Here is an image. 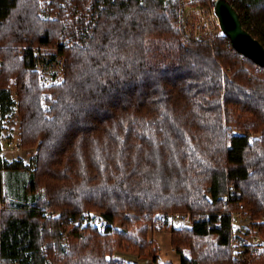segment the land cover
<instances>
[{"label": "trees", "instance_id": "obj_1", "mask_svg": "<svg viewBox=\"0 0 264 264\" xmlns=\"http://www.w3.org/2000/svg\"><path fill=\"white\" fill-rule=\"evenodd\" d=\"M228 1L264 46V0ZM180 3L0 0V126L17 114L35 149L29 173L5 168L21 192L2 194L0 264H172L164 231L181 264H264L231 224L240 211L264 239V67L223 34L186 38ZM56 44L46 85L33 50Z\"/></svg>", "mask_w": 264, "mask_h": 264}, {"label": "rangeland", "instance_id": "obj_2", "mask_svg": "<svg viewBox=\"0 0 264 264\" xmlns=\"http://www.w3.org/2000/svg\"><path fill=\"white\" fill-rule=\"evenodd\" d=\"M56 49H57V44L49 45L46 46L45 52L54 53L56 52ZM61 61L62 60L59 57H57L55 62L49 64L47 68L42 70V73H38V75L41 76L42 82L44 84L46 85L50 84L52 81L59 82L62 79ZM12 90L14 91V88H12ZM19 122L20 119L17 116V114H12L8 118L7 122L3 124V127L1 128V136H0V141H2L0 142V157L2 159L3 168H4L1 174V178L3 181L2 194L5 197L6 192L9 193L11 200L16 202L20 200V192H21V187H20L21 184L19 182V178L21 177V175L19 174L20 171L16 173L17 174L16 176H18L16 181H11L7 179L8 171L5 168L14 166L15 164H20L18 166L22 168L21 170H24L25 172L28 171L29 173V170L24 169V167L26 166L31 167L33 165L35 158V149H24L18 143L19 138L17 134H18ZM14 178L15 177H12L11 179ZM90 221L91 223H93L96 226H99L100 228H102L105 224L104 218L98 214L94 215ZM175 223H177L178 225L181 224L179 222H175ZM189 224L190 222L186 223L185 225H189ZM234 230H235V236L238 239L248 244L252 245V244L264 243V239L258 236L256 227H252V221L245 214H243L242 220L239 222V224L235 227ZM152 236H154V234ZM238 248L239 250L241 249V247ZM114 257H116L117 259L124 260L126 262H135L138 264H151L148 258L138 257V255L128 252L116 251L114 253Z\"/></svg>", "mask_w": 264, "mask_h": 264}, {"label": "built area", "instance_id": "obj_3", "mask_svg": "<svg viewBox=\"0 0 264 264\" xmlns=\"http://www.w3.org/2000/svg\"><path fill=\"white\" fill-rule=\"evenodd\" d=\"M216 0H181L180 3V21L179 25L183 35L192 40L206 41L223 34L220 26L219 17L215 11L214 2ZM46 46L38 47L33 50L34 70L37 73H42V70L56 61L53 53L45 52ZM61 70V67H60ZM56 82V81H52ZM51 82V83H52ZM1 136V126H0ZM2 142V141H0ZM3 209L2 189L0 183V213ZM89 216V215H88ZM243 214L240 211L232 214V226L235 228L242 220ZM174 222H179L183 225L190 222L188 213H175L172 217ZM242 249H240L241 251ZM249 260L248 256H245Z\"/></svg>", "mask_w": 264, "mask_h": 264}, {"label": "water", "instance_id": "obj_4", "mask_svg": "<svg viewBox=\"0 0 264 264\" xmlns=\"http://www.w3.org/2000/svg\"><path fill=\"white\" fill-rule=\"evenodd\" d=\"M215 11L219 17L221 29L233 47L264 67V46L243 28L240 15L228 0H216Z\"/></svg>", "mask_w": 264, "mask_h": 264}, {"label": "crops", "instance_id": "obj_5", "mask_svg": "<svg viewBox=\"0 0 264 264\" xmlns=\"http://www.w3.org/2000/svg\"><path fill=\"white\" fill-rule=\"evenodd\" d=\"M154 238L155 240H157L159 247H160L161 262L181 264L180 256L176 253V251L171 246L170 232H154Z\"/></svg>", "mask_w": 264, "mask_h": 264}]
</instances>
